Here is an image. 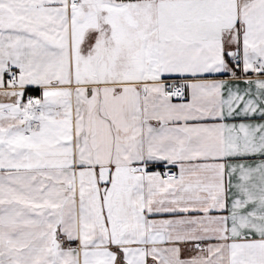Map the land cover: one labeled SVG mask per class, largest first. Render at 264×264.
Returning a JSON list of instances; mask_svg holds the SVG:
<instances>
[{
	"label": "snow or ice",
	"instance_id": "snow-or-ice-1",
	"mask_svg": "<svg viewBox=\"0 0 264 264\" xmlns=\"http://www.w3.org/2000/svg\"><path fill=\"white\" fill-rule=\"evenodd\" d=\"M0 264H264V0H0Z\"/></svg>",
	"mask_w": 264,
	"mask_h": 264
}]
</instances>
